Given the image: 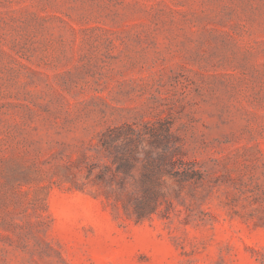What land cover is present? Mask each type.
Wrapping results in <instances>:
<instances>
[{"label":"rangeland","instance_id":"1","mask_svg":"<svg viewBox=\"0 0 264 264\" xmlns=\"http://www.w3.org/2000/svg\"><path fill=\"white\" fill-rule=\"evenodd\" d=\"M119 126L200 173L138 224ZM0 264H264V0H0Z\"/></svg>","mask_w":264,"mask_h":264},{"label":"trees","instance_id":"2","mask_svg":"<svg viewBox=\"0 0 264 264\" xmlns=\"http://www.w3.org/2000/svg\"><path fill=\"white\" fill-rule=\"evenodd\" d=\"M102 136L101 145L107 152L108 164L102 166L97 177L105 180L106 172H110L115 189L111 194L100 190L99 195L112 198L114 207L120 208L136 224L158 214L161 200H166V190L172 183L181 184L200 177L192 163L175 158L168 136L161 138L152 131L141 133L130 126L109 128ZM119 140L122 141L118 144ZM114 150L118 151L114 153ZM94 168V164L88 167V173Z\"/></svg>","mask_w":264,"mask_h":264}]
</instances>
